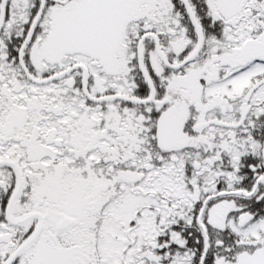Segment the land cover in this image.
I'll list each match as a JSON object with an SVG mask.
<instances>
[{
	"label": "snow or ice",
	"instance_id": "snow-or-ice-1",
	"mask_svg": "<svg viewBox=\"0 0 264 264\" xmlns=\"http://www.w3.org/2000/svg\"><path fill=\"white\" fill-rule=\"evenodd\" d=\"M0 264H264V0H0Z\"/></svg>",
	"mask_w": 264,
	"mask_h": 264
}]
</instances>
